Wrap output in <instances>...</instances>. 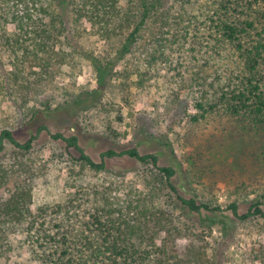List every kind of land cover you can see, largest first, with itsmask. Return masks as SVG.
Here are the masks:
<instances>
[{
	"label": "rangeland",
	"instance_id": "374dc122",
	"mask_svg": "<svg viewBox=\"0 0 264 264\" xmlns=\"http://www.w3.org/2000/svg\"><path fill=\"white\" fill-rule=\"evenodd\" d=\"M247 1L163 0L123 56V35L106 38L97 24L83 19L75 23L77 34L67 7L65 24L76 49L57 41L58 54L49 57L50 67L44 63L41 69L25 68L42 75L28 73L26 88L9 97L3 78L19 53L5 40L28 33L18 31L14 19L26 20L30 39V29L47 22L49 15L40 9L47 0H0V128H10L20 141L31 140L29 149L4 141L0 203L17 186L27 189V219L34 218L39 229L26 222L16 227L0 221V264H36L32 249L40 230L51 234L67 223L74 234L88 233L90 215L100 208L113 214L120 210L131 221L147 219L145 237H152V246L144 248L149 251L165 240L184 254L193 241L205 252L204 260L214 254L217 264H264V217L241 219L228 207L235 202L242 214L258 202L264 211V123L253 121L249 109L233 112L223 104V93L233 88L228 78L239 69L230 45L221 40L216 19L221 2L232 16L253 14V3ZM256 7L264 12V1ZM151 40L162 44L164 55L147 63ZM63 51L70 54L67 60ZM89 56L98 59L100 70ZM197 100H208L213 107L197 110ZM32 111L36 113L28 122ZM57 132L75 135L79 147L96 162L109 149L156 154L159 165L175 168L176 181L198 200L219 205L222 216L212 223L207 213L181 210L149 162L123 154L105 157L103 170L88 168L75 147L52 138ZM160 220L176 229L171 242Z\"/></svg>",
	"mask_w": 264,
	"mask_h": 264
},
{
	"label": "trees",
	"instance_id": "16d2710c",
	"mask_svg": "<svg viewBox=\"0 0 264 264\" xmlns=\"http://www.w3.org/2000/svg\"><path fill=\"white\" fill-rule=\"evenodd\" d=\"M162 1L125 0V3L121 4L119 0H47L43 5L40 4V9L49 15V20L33 26L30 30H33L34 36L30 39L26 38L29 34V31L24 28L26 20L22 19V16L14 19V21L17 20L18 31L22 30L24 33H28L23 37L18 34L14 38L16 33L14 36L6 37L5 42L10 45L12 52L19 53L13 69L3 78V86H5L7 95L12 97L19 88H26L29 72H24L25 68L38 65L41 69L44 68V63L50 67L49 57L58 54L54 51L57 41L60 46L65 44L72 47L73 51L76 49V46L71 44L70 31L65 24L67 20L63 13L67 7H69L71 16L73 13L74 25L75 23L80 24V20L83 19L92 25L97 24L98 31L106 38H110L116 33L123 35V44L119 50V54L123 56L126 52L131 51L133 44L138 42L141 29L152 19L153 8L162 5ZM248 1L250 4L253 3V14L249 16L242 18L241 16H232L230 10L222 2L216 11L217 28L221 32V40L223 44L230 45L228 48L237 58L236 63H238L239 69L237 74L230 75L228 78V82L233 88L223 93V97L226 98L223 104L233 112L249 109L253 121L264 123V12L259 11L256 7L264 0ZM75 26L73 30L77 33V26ZM163 26L162 24L158 26L157 30L154 29L155 32L151 35L152 39ZM151 43L146 50L147 59H149L147 63L164 55L161 43L152 42V40ZM68 55L70 54L65 51L61 54L63 60H67ZM89 57L96 70H100L98 59L94 56ZM29 74H34L37 77L42 75L37 71H31ZM212 107L213 105L208 100L195 102L197 110L206 111L207 108ZM35 113V111L31 112L28 122L34 118ZM191 119H197V117L192 115ZM51 136L56 140L64 141L69 147H75L79 151V160L91 169L103 170L105 157L123 154L142 162H149L155 168V173L160 181L174 194L181 210L195 215L207 213L211 216L212 223H215V217L222 216V208L219 205H211L198 200L195 194H190L182 183L176 181L174 179L175 168L171 165H159L156 154H140L136 148L120 152L109 149L103 151L101 161L96 162L79 147L75 135L64 136L57 132ZM4 141L18 149L31 147L30 139L20 141L16 134L7 127L0 128V152L4 147ZM29 200L27 189L24 190L17 186L11 195L0 203L2 225L10 224L19 227L26 222L29 228L37 230L36 220L34 218L27 219V216L30 215ZM228 207L232 215L241 219L254 215L264 217V211L258 202L251 203L248 210L242 214H238V206L235 202L230 203ZM90 218L91 220L86 225L89 232L84 234H74L67 223L58 226V230L51 234L40 230L42 234H39V237L33 242L32 249L37 260L36 264H217L214 254L213 258L209 257L204 260L205 252L197 250L193 241L184 247V254L178 252L177 246L172 247L173 244H167L168 242L166 243L165 240L161 241L162 244L157 250H147L144 248V244L152 246L148 244L152 237L148 240L145 237L149 234L150 229L146 223L147 219L131 221L122 216L120 210L113 214L111 210L107 211L104 208L95 210ZM157 223H161L160 229L167 233L171 242V232L176 229L172 226L166 227V224L161 220Z\"/></svg>",
	"mask_w": 264,
	"mask_h": 264
}]
</instances>
